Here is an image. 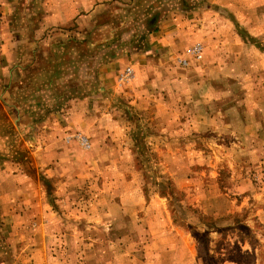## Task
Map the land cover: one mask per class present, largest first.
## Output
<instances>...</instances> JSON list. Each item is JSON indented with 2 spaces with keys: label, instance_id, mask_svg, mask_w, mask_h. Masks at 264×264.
I'll return each mask as SVG.
<instances>
[{
  "label": "rangeland",
  "instance_id": "obj_1",
  "mask_svg": "<svg viewBox=\"0 0 264 264\" xmlns=\"http://www.w3.org/2000/svg\"><path fill=\"white\" fill-rule=\"evenodd\" d=\"M235 1L114 0L98 42L58 64L41 47L22 92L0 89L1 225L62 213L51 248L74 264H264V2L239 20ZM167 24L172 50L134 82L145 36ZM106 61L121 70L110 88Z\"/></svg>",
  "mask_w": 264,
  "mask_h": 264
},
{
  "label": "crops",
  "instance_id": "obj_2",
  "mask_svg": "<svg viewBox=\"0 0 264 264\" xmlns=\"http://www.w3.org/2000/svg\"><path fill=\"white\" fill-rule=\"evenodd\" d=\"M113 1L0 0V14L2 15L0 18V89L4 87L10 92L11 86L18 81L17 77L20 74L28 73L26 71L27 67L31 70L32 65L36 66L33 61L35 58L36 60L41 59L38 54L41 47L48 48L47 52L49 55L45 59L49 61L54 59L58 64L57 60L60 62L59 55L61 50L69 47L70 43L83 44L86 42L89 45H93L98 42L93 35L97 34L99 38V33L106 31L107 25L100 23V17L102 16L103 19L107 18L109 23L110 18L104 17L103 14L110 10ZM247 5H259V0H236L234 10L230 3L224 4L226 9L237 13L239 20L243 18ZM174 24L177 23H171V25ZM167 26L170 25L167 24L162 33L158 31L145 36V50H143L142 54L137 55V58H142V60L132 64L134 82L139 83L142 81L143 77L141 75L151 74L149 59L153 54L156 56L163 55V53L168 51L167 46L175 44L176 38L180 33L177 36L173 35L172 38ZM73 32L79 36V40L70 36ZM103 41H106V39ZM131 60L133 61L135 58ZM188 61L190 63V59ZM116 62L106 61L102 65L103 70H98V74L105 82L104 84H107L106 81H108V88H110V81L121 72V70H116ZM117 67H120L119 64H117ZM142 68H144L143 71H141ZM36 73L39 76H44L46 71L39 67ZM157 74H159V71H157ZM43 80L47 81L46 79ZM145 88L147 86L138 85L137 90ZM13 89L18 90L15 86H12ZM130 89L135 90V86L130 87ZM4 97L5 93L0 90V103L5 101ZM3 105L0 106L2 107ZM3 199L4 197L1 198V200ZM12 219L14 226L9 224L1 225V222L5 221V217L0 215V227H2L0 228V236L1 238L10 236L11 240L8 239L7 244L10 245L11 251H18V256L15 259L4 262L2 247L0 264H74L72 261L68 262L67 259H64V253H66L67 247L69 248L70 246H62L60 255H55L56 252L52 251L53 249L51 248L54 246L51 240L61 235L59 232L63 230L62 213L55 212L54 214L51 210L49 214L45 213V219L39 217L37 222L28 223L27 228H23L26 225L19 223V216L15 217L14 215ZM22 220L23 222L32 221V219ZM4 227H10L13 231H11L12 234L10 230ZM76 229L78 230V228Z\"/></svg>",
  "mask_w": 264,
  "mask_h": 264
},
{
  "label": "built area",
  "instance_id": "obj_3",
  "mask_svg": "<svg viewBox=\"0 0 264 264\" xmlns=\"http://www.w3.org/2000/svg\"><path fill=\"white\" fill-rule=\"evenodd\" d=\"M201 49L202 47L200 45H196L195 47H193L192 49H190L187 53L188 56L191 59H199L200 58V53H201ZM179 63H182L183 66H186L188 64V60L183 59L181 61H179ZM132 74V71L130 68H126L123 73H121L119 80L120 81H126L130 75Z\"/></svg>",
  "mask_w": 264,
  "mask_h": 264
}]
</instances>
